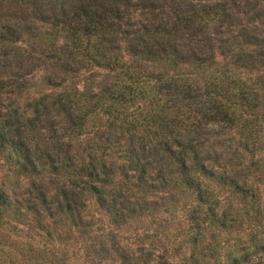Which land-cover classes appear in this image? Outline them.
I'll list each match as a JSON object with an SVG mask.
<instances>
[{
	"label": "trees",
	"instance_id": "trees-1",
	"mask_svg": "<svg viewBox=\"0 0 264 264\" xmlns=\"http://www.w3.org/2000/svg\"><path fill=\"white\" fill-rule=\"evenodd\" d=\"M157 193L184 244L117 239ZM89 196L111 264H264V0H0V264H78Z\"/></svg>",
	"mask_w": 264,
	"mask_h": 264
},
{
	"label": "rangeland",
	"instance_id": "rangeland-1",
	"mask_svg": "<svg viewBox=\"0 0 264 264\" xmlns=\"http://www.w3.org/2000/svg\"><path fill=\"white\" fill-rule=\"evenodd\" d=\"M240 72L244 73L245 71L241 70ZM44 75L45 71H43V69L35 72V76L33 80H31L32 88L29 90L30 96H35L37 92H41L46 88L43 81ZM84 75H86V72L82 71L81 75L72 77L67 81L65 87L62 89L72 88V86H77L81 89L83 87L84 81L82 79ZM102 79L103 72H101V77L97 81H101ZM242 177L251 178L248 171L245 173V176ZM186 196L187 195L176 193H157L150 196L151 199L157 200V204L153 213L144 219H140V221L122 226L120 227V229H115L114 233L117 235V239H121L122 241L123 238H131V241H136L137 244H139V241L137 239H140L139 237H145L147 248H149L151 244L152 246L159 248L160 250L165 247L171 248L175 244L177 245L176 247L180 248L184 244L182 243L181 238L183 236L184 230H186L187 228L184 213L182 210V204L190 201V198ZM84 216L85 220L92 222L93 226L89 228V230L82 233V237L77 238L79 232L76 231H74L72 235V237H74L73 241L78 239V242L76 243L77 248H82L80 250H77V255L79 257L77 261L78 264H111L109 261L104 259L107 258L104 253L102 255H97V252H99L101 248L100 242L101 239H103V231L107 235L109 233V229L114 230V228L109 226L106 213H104L103 210L98 206L94 197L92 196H89L88 198L87 208L84 212ZM49 222H53V220ZM57 226L59 227L58 229H56L57 233L66 230L64 222H59ZM112 234H108L106 237L110 239L113 237ZM240 234L243 235V232L240 230H236L234 232L225 234V238L231 239ZM105 246H111V242L108 241ZM133 248L136 249L137 245ZM69 254L71 256L73 255L71 254V252Z\"/></svg>",
	"mask_w": 264,
	"mask_h": 264
}]
</instances>
